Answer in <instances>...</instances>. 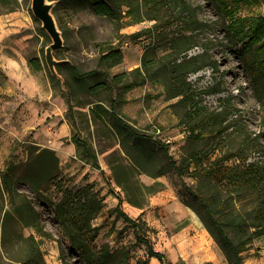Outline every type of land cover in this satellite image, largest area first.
Wrapping results in <instances>:
<instances>
[{"label":"rangeland","instance_id":"1","mask_svg":"<svg viewBox=\"0 0 264 264\" xmlns=\"http://www.w3.org/2000/svg\"><path fill=\"white\" fill-rule=\"evenodd\" d=\"M54 1L56 5L53 13L64 39V47L55 52V57L61 61L59 71L66 85L51 74L46 64L45 53L51 44V38L42 28L41 22L34 17L32 0H0V12L19 8L31 24V27H25L19 33L23 43H17L13 36L7 42L0 40V58H4V53L10 56L13 63L7 62L17 71L23 61L12 58V54L18 57L17 53H22L29 62L32 76L17 88L16 76H6L0 71V88L9 83L17 89L15 93L10 91L12 100L10 95L0 91V106L16 107V110L30 106L27 109L33 118L32 122L37 121L38 117L48 118V121L58 117L63 121L67 120L71 126L66 139L59 138L48 126L38 129L41 128L39 125L22 139L33 138L30 139L31 143H22L15 139L12 142H4L7 143L6 146L0 145V190L3 192L4 171L10 165H16L18 191L40 212L45 230L52 236L51 239L40 237L31 227L14 222L9 225L4 241H0V263L12 262L11 258L25 255L26 245L17 238L18 234L24 237L34 234L40 242L46 264H84L83 258L71 248L66 231L57 217L56 206L64 189H78L89 185L104 204L103 211L93 221L94 226L100 227L94 249L97 253L108 254L109 261H115L123 251L130 254L131 264H163V258L173 264H230L216 235L210 231H214V228L205 208L192 194L197 188V182L185 176L184 185L175 171L170 169L169 159L160 148L155 147L153 154L134 149L132 142L126 141L124 132L120 131L111 113V105L115 100L116 112L121 117L138 131L152 134L155 139L167 143L170 153L180 163L188 153L204 148L207 141L189 140L186 127L181 124L185 107L179 103V99L167 100L163 85L157 81L148 82L129 91L104 89L96 95L88 91L89 87L98 83L107 84L114 75L142 67V58L150 39L143 37L133 41L128 36L152 27L154 23H133L132 15L128 14L129 8L124 5L126 0H118L114 5L116 19L97 16L92 7L84 1ZM187 1L198 8V18L209 25L199 33L196 38L198 46L193 47L189 54H202L208 48V54L219 62L220 69L216 73L211 68H206L191 74L189 80L200 92L220 85L222 92L204 97V104L210 109H218L220 99L232 98V104L239 110L236 116L229 119L230 121L240 116V121L234 123L235 126L226 133V151H242L249 161L264 160V137L260 138L258 143H249L250 137L254 138L262 132L261 105L254 98L249 77L237 55L227 50L222 20L209 0ZM262 12L264 3L261 1L243 0L238 5V13L242 15ZM110 46L119 47L124 59L120 65L108 69V74L105 75L103 72L106 69L99 65V59L101 50ZM15 47L20 52L16 51ZM163 54V51L158 52L159 56ZM36 58H39L42 64L40 71H35L30 64ZM93 70H98V73L84 81L78 79L75 74ZM221 73H225L224 81H221ZM38 86H44L49 94L45 100L37 101V96L33 95ZM69 96L75 104L74 116L80 137L90 145L101 170L93 167V160L85 155L84 147L73 141L76 130L68 111ZM28 100L31 101L29 105ZM96 104L104 105L108 113L98 112L99 114L94 116L92 110ZM4 122L3 117H0V133H5ZM34 142L40 145L33 144ZM123 143L127 144L126 149ZM43 145L53 151L55 150L50 146L56 149L55 153L59 158L57 167L51 157L48 163L52 171L57 169L58 177L54 182L44 185L39 193H35L31 185L21 180L20 176L25 172V165L39 153L31 154V148L44 149ZM118 160L133 169L134 180L142 190L135 187L133 179L127 184L131 187L128 192L117 185L111 164ZM36 164L33 166L38 169L39 163ZM161 172L164 174L158 176ZM120 175L123 176L122 171ZM128 197L143 198L141 201L144 208L131 205L126 200ZM16 198L17 204H21L24 197ZM240 198L244 199L234 203L231 201L230 210L227 212L236 220L232 226H227L229 235L234 240L238 239V232L241 231L235 217L249 216L254 206V193H247ZM4 199V210L0 212V216L4 215L5 210L12 208L9 196L4 195ZM119 199L122 200L121 204ZM117 208L130 218L145 224L146 231L143 234L160 258L149 256L147 246L137 242L133 228L119 215ZM2 235L0 226V237ZM242 258L245 264H264V236L252 240L242 253Z\"/></svg>","mask_w":264,"mask_h":264},{"label":"trees","instance_id":"2","mask_svg":"<svg viewBox=\"0 0 264 264\" xmlns=\"http://www.w3.org/2000/svg\"><path fill=\"white\" fill-rule=\"evenodd\" d=\"M89 4L97 16L116 19L117 12L114 5L118 0H76ZM215 8L217 15L222 20L226 32L227 50L234 52L240 60L243 69L247 73L254 98L261 105V127L256 137L249 139V143H258L264 137V12L258 14L242 15L238 13V5L243 0H209ZM264 3V0H255ZM124 5L129 8L128 14L132 15L133 23L149 21L154 23L143 31L129 35L133 41L147 37L150 42L142 58V67L131 72H123L114 75L110 81L98 83L88 88L89 93L96 95L104 89L117 88L129 91L133 88L146 85L148 82L157 81L163 85L164 95L167 100L179 99V103L185 107L181 118V124L186 128L189 140L199 142L206 140L204 148L188 153L182 162H178L170 153L169 145L152 134L138 131L121 117L115 109L117 102L113 100L111 113L117 121V126L124 132L126 141L132 142V147L144 153L153 154L154 148H160L169 159V167L179 176L185 185V176L193 178L197 182V188L192 193L203 205L208 219L214 231L211 233L216 238L230 264H245L242 253L249 247L252 240L264 236V160L249 161L242 151L230 153L226 151L227 131L238 123L236 116L239 110L232 104V98L220 99L218 109H210L205 102V95L222 92L218 84L200 92L189 80L191 74L199 73L206 68H211L218 73L219 62L208 54V48L202 54L190 55L189 51L198 46L196 38L209 25L198 18V8L187 0H126ZM241 47V48H238ZM163 51L162 56L158 55ZM124 56L119 47L110 46L101 50L99 65L107 70L123 62ZM31 67L35 71L42 69L39 58L33 59ZM60 65V64H59ZM59 65L57 66L58 72ZM73 71L76 70L73 68ZM98 70L76 74L80 80H85L96 75ZM225 73H221V81H224ZM66 85V81L64 83ZM69 113L76 132L73 141L84 147L86 156L93 160V167L101 170L97 157L91 152L90 145L81 139L76 127L75 104L68 97ZM93 114L98 112L108 113L102 104H96ZM125 149L126 143H123ZM31 154L39 152L31 162L25 165V172L20 179L29 183L35 193H39L44 185L57 180V169L51 170L49 158L51 157L56 167L59 158L55 151L48 148L32 147ZM38 169L33 165H37ZM140 164V163H139ZM113 165L114 179L119 187L128 192L131 187L127 184L134 180V171L119 160ZM16 165H10L2 175V190H0V212H3L5 199L9 196L11 209L5 210L0 216V226L3 235L0 241H4V235L9 225L16 222L34 229L40 237L52 238L45 230L40 212L33 206L24 194L18 191ZM36 170V171H34ZM123 172V176L120 175ZM104 174V172L102 171ZM164 172L158 174L163 175ZM135 181V180H134ZM135 187L140 185L135 181ZM189 189V188H188ZM254 193V206L249 216L239 215L237 219L238 239L234 240L227 226H232L236 221L229 216L231 201L234 203L247 193ZM17 196H22L21 204H17ZM143 198H126L133 206L144 208ZM145 199V198H144ZM122 200L119 199L121 204ZM14 209V210H12ZM104 209L103 200L93 192L91 186L84 188L63 190L62 198L56 206L57 217L64 227L71 248L75 250L84 261V264H131V256L121 251L115 261L108 260V254L96 252L94 242L100 232L99 226H94L96 220ZM119 215L134 230L137 242L147 246L150 257L160 258L159 254L146 240L143 234L146 226L140 220L130 218L124 211L117 208ZM17 238L26 245V253L23 257L11 258L12 262L5 264H46L40 242L34 234L27 237L18 234ZM14 261V262H13ZM16 262V263H15ZM1 264V263H0ZM163 264H173L163 258Z\"/></svg>","mask_w":264,"mask_h":264},{"label":"crops","instance_id":"3","mask_svg":"<svg viewBox=\"0 0 264 264\" xmlns=\"http://www.w3.org/2000/svg\"><path fill=\"white\" fill-rule=\"evenodd\" d=\"M25 27L29 28L31 27V24L27 16L24 14V12H21L19 8H14V9L9 8L4 12H0V40L7 42V40L13 36L16 38L15 40L17 43H23L19 33ZM5 45L7 46V43ZM16 48L17 47H15L14 49L20 52L18 48L17 49ZM17 55L19 56L15 57L12 54L13 56L12 58L14 59L19 58L21 61H23L21 62V67H19L17 71L12 69L13 66L7 62V61H11L10 63H13V60H11L10 56H6L5 53L3 54L4 58H0V71L4 73L6 76H10V77L16 76V80L18 81V84L16 86L17 88H19L20 83L25 84L29 80V77H32V76H31L29 62L27 61V59L24 57L22 53L21 54L17 53ZM0 91H2V93H6L10 95L9 96L10 100H12L13 95L11 94L10 91H14L15 93L17 92V89L11 87L8 83L7 86H2L0 88ZM33 95L37 96L36 98L37 101L40 99L45 100L47 97H49V94L46 93L44 86H38L36 90H34ZM30 102L31 101L28 100V105ZM12 103L14 104L15 102H12ZM35 106L39 107L38 104H36ZM27 107L29 109L30 106H27ZM27 107L23 106L21 110H16V107L11 108L5 105L0 106V117H3V119L5 120L4 122L5 126L3 125V129L5 133L3 132L0 133V145L3 144L4 146L5 144L4 142H12L15 139H17L18 141H21L22 143H31L32 142L31 140L33 138H30L31 140L28 138H26L25 140H22V139L28 133H32V131L35 128H38L39 125H41V128H38V129H42L48 126V128H50L52 131H55V134H57L59 138L66 139L68 137V133L71 131V126L67 120L63 121L62 118L56 117L52 119L51 121H48V118L38 117L37 121L35 120L32 122L33 118L31 117V113H29ZM33 109H35L34 106H33ZM12 136H15L16 138ZM33 144H37V143L34 142ZM6 145L7 143L5 144V146ZM37 145H40V144H37ZM42 147L45 148L46 146L43 145ZM50 148L56 151L54 147L50 146Z\"/></svg>","mask_w":264,"mask_h":264},{"label":"water","instance_id":"4","mask_svg":"<svg viewBox=\"0 0 264 264\" xmlns=\"http://www.w3.org/2000/svg\"><path fill=\"white\" fill-rule=\"evenodd\" d=\"M56 2L54 0H32V12L34 17L42 24V28L51 38V44L46 48L45 59L51 74L63 84L64 79L58 72L57 66L61 61L55 57V52L64 47L63 33L55 19L53 10Z\"/></svg>","mask_w":264,"mask_h":264},{"label":"bare ground","instance_id":"5","mask_svg":"<svg viewBox=\"0 0 264 264\" xmlns=\"http://www.w3.org/2000/svg\"><path fill=\"white\" fill-rule=\"evenodd\" d=\"M195 221H197V222L199 223V221H198V219H197V218H195Z\"/></svg>","mask_w":264,"mask_h":264}]
</instances>
